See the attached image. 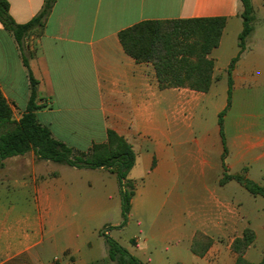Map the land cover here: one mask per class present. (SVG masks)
Returning a JSON list of instances; mask_svg holds the SVG:
<instances>
[{
    "label": "crops",
    "instance_id": "0c3cea01",
    "mask_svg": "<svg viewBox=\"0 0 264 264\" xmlns=\"http://www.w3.org/2000/svg\"><path fill=\"white\" fill-rule=\"evenodd\" d=\"M6 1L17 25L31 21L45 2ZM250 2L253 31L240 54V0H54L41 33L31 37L36 49L23 43L28 70L0 24V92L17 119L29 102L30 73L42 106L35 118L53 140L86 153L104 144L110 130L130 146L128 223L135 221L138 230L124 249L142 264H234L231 244L247 228L255 239L244 259L258 264L264 255V199L233 180L220 183L218 115L227 105L226 71L238 54L230 74L231 109L223 118V163L228 175L248 167L246 177L257 184L264 174V0ZM219 17L225 25L208 56L213 83L206 93L160 89L153 66L136 63L117 38L143 21ZM3 164L0 264L106 262L97 258L95 245L101 248L97 234L108 193L74 180L72 172L108 171L56 165L33 152ZM196 234L211 240L203 256L191 251Z\"/></svg>",
    "mask_w": 264,
    "mask_h": 264
},
{
    "label": "trees",
    "instance_id": "16d2710c",
    "mask_svg": "<svg viewBox=\"0 0 264 264\" xmlns=\"http://www.w3.org/2000/svg\"><path fill=\"white\" fill-rule=\"evenodd\" d=\"M54 0H45L41 11L28 23L17 25L9 15V4L0 0V24L14 39L24 67L28 70V62L22 54L21 40L34 30L42 31ZM242 6V31L238 37L239 54L244 50L245 43L253 31L254 13L250 0H240ZM225 18H198L183 20L143 21L121 30L118 41L126 55L136 63H150L154 70L160 89L187 88L206 93L213 83V61L208 58L213 49L219 45ZM239 54L231 60L227 73V105L218 115L219 133L222 139L223 176L220 183L235 181L252 196L264 199V187L249 180L243 173L228 175L223 160L227 155L223 133V118L230 106L231 70L239 58ZM30 97L25 112L18 121H13L11 109L0 92V124H8L13 128L5 135H0V169L4 160L23 156L32 151L37 159L50 161L56 165L76 169H104L114 175L120 195V210L124 226L128 220L130 200L134 193L133 183L127 175L134 164V154L128 143L115 132L108 130L104 144H94L86 152H75L65 144L51 138L49 131L41 127L35 118V111L42 108L36 101L41 100L36 88L37 83L28 74ZM106 246L107 258L110 262L120 264H142L129 254L118 242L102 235ZM206 244L201 246V242ZM254 241L251 229H245L242 237L231 244L235 254L234 264H252L244 259L245 251ZM132 242V241H131ZM211 240L196 234L191 251L196 256H203ZM258 264H264V255Z\"/></svg>",
    "mask_w": 264,
    "mask_h": 264
},
{
    "label": "rangeland",
    "instance_id": "374dc122",
    "mask_svg": "<svg viewBox=\"0 0 264 264\" xmlns=\"http://www.w3.org/2000/svg\"><path fill=\"white\" fill-rule=\"evenodd\" d=\"M41 33L39 29L34 30L31 34H29L27 37L21 40L22 44L26 43L27 47L30 49H36V45L34 42V39L31 37L38 36ZM24 47V44H23ZM262 102L264 103V96L262 98ZM9 105V104H8ZM10 107V106H9ZM11 112H12V119L13 121H18L16 114L14 116L12 108L10 107ZM231 109V105L229 106L228 111ZM226 112V114L228 113ZM231 117L233 120H237L238 118V110L234 109L231 111ZM252 112V111H251ZM225 114V115H226ZM246 121H252L253 119L251 117L246 116L245 117ZM13 127L8 124H0V135H5L6 133L10 132ZM32 151H30L31 153ZM35 155V154H34ZM58 167V166H55ZM0 169V174L3 173L2 169ZM66 169V168H64ZM244 175L247 176V170L248 167H245L243 169ZM243 170L241 173H243ZM29 172V169H27ZM25 172V171H22ZM71 173V172H70ZM240 173V174H241ZM13 174V173H12ZM10 174V175H12ZM5 175V174H3ZM73 179L80 182V183H86L87 181H91L92 183H96L97 186L101 188L103 193H108V207L106 213L103 215L102 220H101V229L98 231V236L101 237L104 233L103 232H109V236L111 239L117 241L120 246L125 248L126 245H128V239L131 238L132 235L136 234L137 232V226L135 224V221H130L128 223V220L124 226H121L122 223V217H121V212H120V196H119V190H118V185H117V180L116 177L112 174H107V173H99V172H88L87 174H81V173H75L72 172ZM260 186L264 187V174L262 175V179L258 183ZM263 201V200H262ZM116 226V227H113ZM103 233V234H101ZM107 236V235H106ZM102 238V237H101ZM255 239V237H254ZM101 242V248H97V253L96 256L97 258H101L103 256L106 259V262L102 264H120L116 262H110L107 258V252H106V246L104 243V239L100 240ZM206 244L205 241L201 242V246H204ZM102 253V255L100 254Z\"/></svg>",
    "mask_w": 264,
    "mask_h": 264
}]
</instances>
